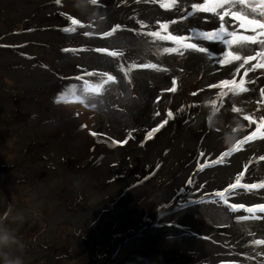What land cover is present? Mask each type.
Listing matches in <instances>:
<instances>
[{
    "label": "rangeland",
    "instance_id": "374dc122",
    "mask_svg": "<svg viewBox=\"0 0 264 264\" xmlns=\"http://www.w3.org/2000/svg\"><path fill=\"white\" fill-rule=\"evenodd\" d=\"M73 2L78 1L73 0ZM141 2V0H113L112 4L107 5V7H110L111 5L114 11L119 7L129 9L133 5L138 6L135 7L133 12L128 13L122 21L115 20L116 17L113 14V21L110 23V25L107 23V29H109L110 32L118 29L139 31L138 28H135L139 25L135 24L133 20L137 19V16L140 14L145 13V10L154 16V18H159L164 21L170 19L160 13H157L155 10L156 8L153 9L145 8L143 6L140 7L139 5ZM143 2L154 3V0H144ZM45 3H50V1L42 0L40 5ZM105 3H109V0H105ZM252 3L255 5V12H253V9L248 10L249 7L244 9L239 4H237L233 10L251 13L257 17L260 16L259 13H264V0H252ZM102 5L105 4L102 3ZM18 8L21 9L20 6H18ZM67 8L72 10V13L73 11H76L70 4H67ZM195 16L196 14L194 16H187L185 20L188 21ZM101 18L102 17H96L95 20L98 21ZM179 18L180 16H177L176 18L174 17L172 19L173 21L179 22ZM35 19L36 18H30L28 21L27 17H19L16 19L12 18L9 16L8 7L3 4L2 0H0V53H5L3 50L8 49L17 58L24 57L25 59H11L10 61L5 62L0 60V89L3 88L6 91L5 93H2L3 96L0 97V109L4 107L6 102H12L9 104L8 110L9 115H14V119H5L4 116L0 115V176H8L4 178L0 177V192L2 193L1 195L5 197L4 203L0 201V217H3V214L7 211L10 205L12 206L14 214H18L20 217L19 219L13 221L12 217L9 216L8 221H5V223H7L13 230V233L18 238L20 245L25 246L28 250H37L36 255H33L27 264H156L153 256L151 255H148V259L146 261H126L128 249H126V247L119 242L122 238L137 232L133 230L132 227H129L131 222H128L126 225L122 224V226L117 228L116 226L118 223H120V218L114 213V206H108L107 204L101 205L98 210L94 211L93 208L89 210L84 219L85 226H82L80 230L77 229V226L79 225L76 223L75 216H63L56 220L57 223L54 226L55 229L53 231V237H48L46 235V232L49 231L50 216L55 211H65L66 209L70 211H77V205L87 204L90 201L92 195L89 188L87 187L88 182H82L75 189H71L70 175L72 173L67 169H60L57 165L58 159L61 163H66L68 161L71 162L72 159H75V163L73 164L76 165V168L83 169L87 173H92L94 171L92 170V166L90 164L93 161V157H95V163L102 160L105 165L106 162L113 160L112 163H110V166H116L117 162L114 159L121 157L125 159L123 161V170H133L136 163L134 160L132 161L130 159V155L127 154V152L129 151L130 153L132 149H143L144 146L139 147L138 145L147 139H145L144 135H139L140 138L137 139L136 133L153 131L157 125V120L160 117H163L167 124L168 122L171 123V125L168 127L174 126L176 124V120L173 116L169 115V113L173 111L171 105H168L169 109L167 114L164 115L158 111L157 104L152 101V98H147L144 95H140V93L137 91H134L136 93L134 96H123L121 92L124 90H122L120 86L116 84V89L113 85L109 84L106 85L103 90L99 81L93 77H90L98 74L103 78L104 81L112 82L104 78L103 75H115V70L118 64H123V58L119 57L118 55L122 54L124 57V53L131 46L128 45L126 48L118 49L114 48L113 53H116V55H113L112 57L118 58V61L115 62L114 66H109L106 64L99 65L91 61L85 62L88 60H81V57L84 56L86 51H89L90 54H93V51H98V49L101 48L91 46L87 39H80L78 36H64L59 32H57V40L55 41L41 40V37L35 35L30 36L31 34L40 31V24L42 23ZM25 21L27 22L24 26L30 33H26L28 36H26V34H21L22 37L14 38L12 33L20 32L21 30H16V28L18 26H23L22 22ZM42 21L47 23L49 20ZM117 25H119V27H117ZM68 26L69 21L66 20L64 24L59 27L56 25H48L46 29L48 31H55L54 29L63 31L66 30ZM151 26H154L156 29H160L159 24H151ZM34 27L37 29L33 31ZM89 27L92 30L99 28L94 23ZM179 29L180 28H176V30ZM42 31H46L45 28L42 29ZM165 31L173 35H180L179 31ZM73 34L84 35L85 32L82 30V28H78L75 32H73ZM103 34L106 33L97 32L96 36L98 37ZM127 38L134 42L131 37ZM24 40L27 41V44L22 48V51H25V54L27 55H21L19 51L16 52L15 50L19 46L18 42ZM4 43H9L8 47H5ZM70 45L75 48L72 53L76 56V61H73L70 66L66 63H61L60 65L55 66L54 63H58L60 61V57L62 58L63 55L69 54L62 53L61 49ZM137 45L149 48L153 47L151 44ZM79 46L83 48L77 49ZM48 47H51L50 51L46 50ZM245 51L248 50L246 49ZM262 53H264V50H262ZM242 55L247 56L244 53ZM161 56L164 59H168L169 57L166 50H163V54ZM187 57V50L182 47L177 56V63H181L185 66V60ZM32 59H35L37 64L41 65L43 69L48 70L59 79L60 88L57 89L50 97L44 96L45 99L43 96L39 97V99L43 102L42 107H40L38 105L39 103H37V105L33 106V110H28L25 113L20 114V106L18 105L19 102L25 99H37V97H33L31 95L28 96V92L33 88V86L30 84L32 72L25 71V69H32L38 65L34 64V62L25 63V61ZM93 60L97 62V60ZM254 62V59L249 61L247 64H245V67L248 68L250 63ZM257 62H264V54L259 55ZM151 63L153 65H163L160 61L156 60H152ZM184 66H178L177 68L180 73L174 74L176 76V85L181 83L186 84L190 82H197L198 79L194 81L197 76L202 82L206 81L204 72L190 75V70ZM241 69H239V71ZM79 70H82L86 73V75H84L85 78L90 77L83 83V88L85 89L77 88L75 85H71L70 83V80L72 79L81 81L80 77H76L78 74L83 73ZM67 72L70 73L66 74ZM181 73H186V75L181 76ZM129 74L130 78L133 79V73L129 72ZM239 75H241V73H237L235 75V79L238 78ZM41 76L44 77L43 75ZM242 78L245 80L244 88L247 89V83H250L251 79L248 75H242ZM230 79H232L231 76L221 78L222 81L227 80L231 82L232 80ZM237 82L238 81H236V83ZM151 83L154 86H158L152 80H150L147 85L150 87ZM200 84L201 82H198L197 85ZM65 85L69 88V91L66 94L62 92V89ZM238 86L239 83L236 85L237 90L232 94L231 97L233 104L237 106L239 112L245 118L252 115V117L254 116L255 119L252 122L246 119L240 124H235L233 126L227 125L225 126V131L238 132L240 129L247 130L252 129L253 127L255 130L261 131L264 123V119H261L264 117V101L261 102V99H264V93L261 92V89L264 88V84L258 86L261 98L255 99L246 98L244 91H239ZM195 87L196 86L193 85V88ZM230 88H232L231 83L224 85L223 89H217L211 92L209 94V98L213 101H215L217 98L223 99L228 96ZM64 90L65 88L63 91ZM131 91L133 92L132 88H130V92ZM46 93H48V91ZM91 93H95V95H93V97H89ZM131 98L135 99L141 107L139 108L140 111L138 113V118L135 117L133 112L128 109V104H130ZM195 98L196 92L193 93V99L195 100ZM224 100L215 105V110L224 107ZM253 102H256V105H252ZM188 104V102H183L181 105L175 106L174 109H178L179 107H187ZM40 108L44 112L43 116L38 115ZM52 110H58V113L53 112L48 114V112ZM60 111L62 114H59ZM196 112H199V110H196L195 113ZM205 113L208 112L205 111ZM0 114H2V111H0ZM214 114L215 113L212 112L208 115L211 123L215 119ZM60 116L67 118V121H69L66 124V128L55 121ZM216 121L217 120H215L214 123H216ZM32 130H34L33 133H31ZM57 134H61L62 136H57ZM204 134L205 133L202 134V137ZM68 137L70 140H68ZM202 137L197 140V146L200 147L199 150L201 149L203 153L205 150H203L202 142L204 138ZM56 139H59V141ZM173 141L174 139L170 140V142L174 143ZM30 146H34L33 151H30ZM170 147L171 148L168 150V152L163 154L164 159L167 161L166 164L163 165V169L159 175L152 181L146 182L140 186H136L138 188L133 190L132 188L129 189L131 191L140 190L142 192L140 202L141 205H143V214L149 215L151 213L150 211H144L143 209L145 207H149L150 204L156 207L161 203H157L155 186L161 184L163 180L164 183L169 181L172 182L174 177L181 171L179 164L183 163H179L180 159L177 157L179 144L175 143V145ZM242 148H244V146ZM218 151L219 150L208 151L210 153L209 157L212 155L209 159V162L207 163L208 165L217 161L230 163V160L228 161V158H225V156L218 159L214 158V153ZM252 154L253 155L249 157L250 159L244 161V169L245 165H249L252 161H254L253 157L255 156L256 152ZM101 155H107L108 159L104 160V156L102 157ZM259 157H264V152L259 154ZM256 164L261 165L260 162ZM262 170H264V168H262ZM101 173L102 172L98 174L101 175ZM135 173L136 170H134L133 176ZM237 176L238 173L232 175V177L228 179L229 183L222 186H218L220 176L216 171L209 173L206 176L208 192L207 196L203 199V204L205 207L203 210L204 218H213L212 213L214 212L211 210L212 203L216 204L217 206L227 204L231 206V210L235 212L239 211L241 208L233 207V205L243 204L245 205V208H250L253 205L259 204L253 203L250 206H247L246 203H233L230 202V199H226V197L232 195V192L237 194L241 192L239 189L240 187L235 189L229 188V185L236 183ZM246 178L249 179L250 176H244L241 179V184L258 183L264 181L263 178L261 180L243 182V179ZM195 183L197 182H193L194 185ZM44 186H48L50 190L45 192ZM38 188L44 189V191H42V194H44L43 202L40 199V192L38 191ZM252 191L255 192L254 189ZM237 194H235V196ZM26 209L30 211L27 212L25 211ZM217 213H219V216H222L220 212ZM253 218H259V214L254 216H240L236 220L239 222H245L251 221ZM148 223L149 222H147L146 219L142 221V224L146 226ZM211 224H214V222H211ZM124 226H126V230L123 229ZM105 227L112 231V234L116 237L117 241L113 245L110 244L105 246L103 250V248H101V232L105 229ZM216 227H225L227 229H231L232 231L235 230L236 234L238 231V229H235V226H233L231 222H223ZM118 229H120L119 232ZM239 229V234L247 236L248 233H250L252 234L251 237L255 239V241L264 240V238L261 237L258 239L255 238V230L252 229L251 226H240ZM119 233L122 234L120 235ZM177 233L178 232L176 231H172L171 233H162L156 238L154 243L156 248L161 253L166 251V255H170L176 259L180 257L179 253L176 251L174 252V245L177 241ZM118 234L120 236H118ZM210 235L213 236L214 233ZM92 236H94L96 239V243L93 248L89 246L90 244L81 248H78L75 245L76 238L90 239ZM179 236L181 244H188V240H186L187 238H183L182 235ZM228 241L231 243V245L228 247V250H230L229 252L215 251L212 254H206L209 256L200 255V258L198 259L205 260L203 262L206 264L240 263L238 260L226 261L222 259V253L223 255L231 254L247 259H256V257L252 255L251 250H239V252H236L234 249H232V243L235 240L230 239ZM255 241L248 242L247 244L245 243V246L249 243H252L255 245L254 247L259 253H263L261 247L262 244H257ZM193 242H198V240L193 238L192 241H189L190 244ZM38 245H41L40 247H44V250L41 251ZM46 248L49 250L46 251ZM9 251L11 254H17L18 257L20 256L14 247ZM194 251V249H187L184 252L195 254ZM213 257H219L220 259L210 262L209 260L213 259ZM162 261L165 264L176 263L168 257H165ZM182 262H185V260H181L179 263L182 264ZM194 262L196 263L195 259ZM22 264H24V262H22Z\"/></svg>",
    "mask_w": 264,
    "mask_h": 264
},
{
    "label": "bare ground",
    "instance_id": "6f19581e",
    "mask_svg": "<svg viewBox=\"0 0 264 264\" xmlns=\"http://www.w3.org/2000/svg\"><path fill=\"white\" fill-rule=\"evenodd\" d=\"M70 2V5L76 10V12L81 13L84 15L86 11L91 7V5H84V3L79 0L78 2H73V0H68ZM158 1V4H150L152 6H156L155 9L157 13H160L162 9L158 6L160 2L165 3L166 0H156ZM193 0H188L189 3ZM201 1V0H199ZM3 4L8 7L9 10V16L16 19L19 17H27L28 20L30 19L32 13L34 11H37V15L31 18H36L37 20H58L60 21L59 17L56 15V13L60 10L57 6H53L51 3H45L43 5H40V2L42 0H2ZM20 6L21 9L18 8ZM143 6V5H142ZM140 6V7H142ZM106 11V8H105ZM120 9H115L113 12H119ZM221 11V10H220ZM144 15L149 14L147 10H145ZM204 17H209L208 21L204 20ZM230 23L226 25L229 31L235 32L237 35H242L244 32L246 33H252L250 30H246L244 28H241L239 26V21H232V18L229 16L227 18ZM147 16H142L141 21L143 23L148 22ZM113 20L111 18L105 19L102 23H111ZM213 21H216V27H219L218 23V17L213 16L211 13H197V16L189 20L185 24V28L187 31L192 32L196 29V26L199 25L202 28H207L208 24H211ZM22 22V24L26 23ZM1 30V29H0ZM147 29H143L142 31H136V34L134 36H130L135 42L139 43H145V44H151L153 45V49L156 54L162 55L163 50L169 49V48H177L178 50L175 52H169L167 51V55L169 56V64L167 69L163 68H154L149 67L146 61L142 59L139 55V48L132 47L130 49V53L127 56L125 60V68L127 70H133L134 76H135V88L140 93V95H144L147 98H154L153 95L157 93V89L160 88L159 96L162 99L161 103H159L160 111L163 113L164 106L167 105L170 101V97L172 98L173 102L180 101L181 98V90L179 92H176L173 96H165V94L169 93L172 90V82L176 80V76L173 74L174 71H176L178 66H184L181 63H177V56L179 54V51L182 47L178 45L163 43L160 41H156L154 38H152L149 35L146 34H139V33H147ZM38 36L41 37V40H50L55 41L57 40V32L55 31H39L31 34L30 36ZM151 35V34H150ZM251 35H257L258 39L260 38L259 34L252 33ZM126 35L124 33H120L117 36H115L113 39L120 41L117 46H120L121 43H124L125 46H136L137 43L133 42L129 38L125 37ZM15 38V37H14ZM18 38V37H16ZM228 39H231V37H228ZM205 46L210 47L211 55L194 52L191 50H187L188 57L185 60V66L187 69H189V74H195L204 72L206 81L202 82L200 78H197L194 80L197 82L190 83V87L193 89L194 92H196V98L193 99V96L189 99L181 98L184 102H188V106L192 111L199 110V112H196L195 114L188 115L185 117H182L181 119H178L176 121V124L174 126H170L166 128V131L168 132L165 134V130L158 132L152 140L148 142H142L141 144H145L143 149H132V151L127 154L130 155V159L136 163L133 170L124 171L123 170V161L124 158H117L114 159L117 164L116 166H110V163H112L113 160L106 162V165L102 160L95 161V157L92 158V163L90 164L92 166V170L94 172L87 173L83 169L76 168L75 159H72V161H68L66 163H61L58 159V166L60 169H67L72 174L70 175V187L71 189H75L78 187V185L82 182H88L87 187L89 188L91 192V198L90 201L87 204H78L77 211H70V210H59L55 211L50 216V222H49V231L46 232V235L48 237H53V231L54 226L56 225L59 218L63 216H75L77 229L80 230L82 226H85L84 219L86 215L88 214L89 210L92 208L95 210H98L101 205L107 204L108 206H114V213L117 214L120 218V223L116 226L119 228L122 226V224H127L128 222H131L129 227H132L133 230H135L137 233L128 235L120 240V243L128 248L127 252V261L128 262H137V261H146L148 259V255L153 256L154 261L156 264H165L163 263V259L165 257H168L173 262H176L174 264H180L179 262L181 260H185V262H182V264H191V262L194 259L200 258V255H206V254H212L215 251H224L229 252L228 247L231 245V243L228 241L230 239L235 240L232 244V249H240V251H250L252 255L256 257V259L259 262L251 261L247 258L238 256V255H224L222 259L229 261V260H238L242 264H264V255H260L256 250L253 249L254 245H248L245 246V243L248 241L250 242V238H241L236 234L235 230L227 229L225 227L219 228L216 227L217 225L223 223V222H231L233 226H235V229H239L240 226H251L255 228L258 231L257 236H264V219L257 220V218H254L252 221H245V222H239L236 220V218L241 215L240 212H246L242 208L238 212H232L229 210V206L227 208L223 205L217 206L216 204H211V210L214 212L212 213L213 218L212 219H206L203 217V210L201 204L193 203L184 205L182 207H179V209H175L172 211H169L166 215L161 216L159 218V221L161 224H157L156 226H146L142 224V221L145 217V215L142 213V206L140 202V197L142 195V192L140 190L131 191V190H124L126 186L130 185L137 179L134 177L143 176L146 172L150 170L151 167L154 166L159 160L163 158V151L172 145H175V143L179 144V149L177 153V157L180 159L179 166L181 167V171L178 175H176L172 182L170 183H164L162 182L159 185L155 186V192L157 195V203L164 200L165 198H174L175 197V191L172 186H175L178 183L185 182L188 175H190V172L193 170V166L197 164L198 162L202 161V158H198V156L194 155V152L197 147V140L202 137V134L204 138L202 145L207 147L208 151H217L221 152L224 150L228 145L232 144L235 140L239 139L243 135H245L250 129L243 130L240 129L238 132H227L225 131V126H233L235 124H240L242 121L246 120V118L239 112L236 105L233 104L232 101V94L235 91H229L228 96L221 99L217 98L215 101L211 100L209 98V94L217 89H223L224 85L221 84V78L231 76L233 77L234 74L237 73H244V68H239L240 64L243 63V61H233V64H235V67H232V65H226L222 66L219 64V59H223L224 55L223 53H227L228 51L237 50V46L233 45L229 47V45L224 44L222 41L216 42L214 44L209 45L208 42H205ZM37 48V47H35ZM249 55L254 56V60L257 59V54L259 51L264 50V47H262L259 44H249L247 47H245V50ZM47 51L51 50V47H48L46 49ZM5 53H0V60L10 61L11 59H17V60H25L24 58L20 57L17 58L13 53H11L9 50H3ZM102 55V54H101ZM64 57V58H63ZM106 57H109L108 59H105ZM6 59V60H4ZM93 59L97 60L94 61ZM81 60H88L85 62H95L99 65H109L114 66L116 60L112 56L102 55L101 59L98 58L95 55L86 54L81 57ZM75 62L74 57H67L62 56L60 57V61L58 63H54L55 66L60 65L61 63H66L69 66L72 62ZM38 65L32 69L26 68L25 71L32 72V79H31V86L33 88L28 92V96L37 97L35 100L31 99H25L18 103L20 106L19 113L23 114L28 110H33V106L38 105L42 107L43 102L39 99L40 96H46L50 97L52 94L59 89V79L54 76L52 73H50L48 70L43 69L41 65L37 64V61L35 59L32 60H26L25 63H32ZM1 63V62H0ZM255 63H250L256 64ZM264 63V62H261ZM184 66V67H185ZM249 67V66H248ZM230 69L229 71H226L225 69ZM241 69L242 71H237V69ZM118 69V66L116 67ZM24 72V71H20ZM70 72H67L68 74ZM43 75L44 77H42ZM186 75V74H185ZM249 78L251 79V82L247 83V91H244L246 98L249 99H255L256 97L260 96L258 86L264 84V69H256L255 75H253L252 72L248 73ZM149 80H152L153 82L158 84L157 86H153L152 83L150 84V87L147 85L149 83ZM232 80V79H230ZM254 81V82H253ZM171 82V83H170ZM198 82H201L200 85H197ZM109 84L114 85V83L109 82ZM107 84V85H109ZM119 84L121 86L125 87V96H128L129 89L127 88L126 84L121 81ZM193 85L196 87L193 88ZM66 87V85L63 87V89ZM232 87H236V85H232ZM62 89V92H63ZM48 91V93H46ZM6 91L1 88L0 89V97H2V93H5ZM193 92V93H194ZM95 93H91L89 97H93ZM45 99V97H44ZM225 99V100H224ZM223 101L224 107L215 110L216 104H219ZM41 101V102H39ZM195 102V103H194ZM10 103H5L4 107L0 109L2 111V116H4L5 119H14V115H9L8 106ZM205 104V107H204ZM255 103H252V105ZM140 105L139 103L131 98L130 104H128V109L133 112L134 116H138V113L140 111ZM207 111L208 113H205ZM58 113V110H52L48 112L50 113ZM214 112L215 119L211 123L208 115L210 113ZM43 111L40 108L38 111V115L43 116ZM59 114H62L60 111ZM163 117L160 119L162 120ZM159 120V121H160ZM186 120V121H185ZM216 123H214V121ZM58 124L63 125L64 128H66V124L69 122L67 121V118L60 116L58 119L55 120ZM185 121V122H183ZM218 127V128H216ZM34 130H32L31 133H33ZM148 133L142 132V133H136L137 135H143ZM57 136H62L61 134H57ZM69 136V134H68ZM264 136V135H261ZM261 136H258L256 139H253L251 142H249L243 150L242 148L233 154L230 155V163H224L222 161H219L217 163H212L210 165H207L203 170H201L200 177L204 178L206 175L212 172H217L220 176L218 186L227 185L228 179L232 177V175H235L239 172L244 171V161L250 159L249 157L253 155L252 153L256 152V154H261L259 151L264 152V139L260 138ZM171 139H174V143L170 142ZM52 138V136H51ZM59 141V139H56ZM68 140L70 138L68 137ZM65 141V139H64ZM30 151H33L34 146L29 147ZM99 152V150H98ZM188 154V155H187ZM74 156V155H72ZM254 161H252L248 165L247 174H250L253 176V178L260 179L264 175V160H257L256 157H253ZM104 160H107V155H104ZM228 160V161H229ZM260 162L261 165H257L256 163ZM61 163V164H59ZM178 166V167H179ZM136 170V174L133 176V172ZM141 171V172H139ZM101 173L98 174V173ZM1 178L8 177V176H0ZM46 177V174H45ZM248 181H254L252 178H249ZM217 186V185H216ZM45 187V192L47 190H50L48 186ZM245 190V189H242ZM38 191L40 192V199L43 202V196L42 191H44L43 188H38ZM203 193L207 194L208 188H205L202 190ZM264 192V189H263ZM0 192V201L4 203L5 197L1 195ZM232 198L239 200V202H244L247 205H251L254 202L255 198L252 194H249L247 192L239 193L235 196V194L230 195ZM176 198V197H175ZM65 209V208H64ZM144 211L153 212L155 210V207L153 205H149V207H145L143 209ZM29 212L30 210H25ZM220 212L222 216H219ZM210 220V221H209ZM183 223L185 225H188V229H183L180 226L177 225V223ZM211 222H214V224H211ZM126 230V226L123 228ZM120 231V229H118ZM170 231H176L178 232L177 235H182L183 238H187L188 244L184 245L181 244V240L177 236L176 244L174 245V252L180 254V257L178 259L171 257L170 255H166V251L161 253L156 246L154 245L156 238L161 235L162 233H170ZM196 233L204 234L208 236L206 238H200L196 235ZM214 233L213 236L210 234ZM102 242H101V248H105L107 245H113L117 239L112 234V231L105 227V229L101 232ZM198 240V242L189 243V241L193 240V238ZM246 237V236H245ZM217 239V240H214ZM220 242V243H218ZM96 243V239L94 236H92L90 239H82V238H76L75 245L78 248H81L85 245L90 244L91 246H94ZM39 249L41 251L44 250V247H40L41 245H38ZM264 250V245L261 246ZM14 249L17 250V252L20 254V258L24 264H27L33 255H36L37 250H28L25 246L20 245L18 243V246H14ZM187 249H194L195 254H189L186 251ZM48 251L49 249H45ZM198 252V253H197ZM13 256H17L14 254H11ZM193 255V256H192ZM220 259L219 257H213V260L216 261Z\"/></svg>",
    "mask_w": 264,
    "mask_h": 264
},
{
    "label": "clouds",
    "instance_id": "9594fccd",
    "mask_svg": "<svg viewBox=\"0 0 264 264\" xmlns=\"http://www.w3.org/2000/svg\"><path fill=\"white\" fill-rule=\"evenodd\" d=\"M75 1H79V0H75ZM81 1L84 3V5H87V4L88 5H91V2L89 0H81ZM187 1L188 0H178V2L181 3V5H178V7L181 8L182 10H184L185 7L187 5H189V3H200V2H203L204 0H201V1H199V0H193V1H190L189 3ZM64 2H65V6H63V7H67V4H70V2L68 0H64ZM112 2H113V0H109V3H107V5L112 4ZM142 5L145 8H153V9L157 8V6H152V5H150L148 3H145L143 1L140 3L139 6H142ZM136 6H138V5H133L129 9L128 8H124V7H119V8H117V9H120L119 12H113V7H111V5H110V7L102 6V5H94V6L91 5V7H90L91 9L90 10H87L85 14L87 15V19H88V22H89L90 25L94 23L96 26L99 27V28H97L95 30L104 31V30H107V26L110 25V23L108 25H107V23H105V24L102 23L105 19H107V18L108 19L109 18L112 19V16L114 14L115 17H116L115 20L122 21L123 18L126 17L128 13H131V12L134 11V9H135ZM242 7L244 9H247L244 6H242ZM105 8H106V11H105ZM230 10H233V9H230ZM160 11H161L160 14H162L163 16H166L167 18H170V19H167V20L164 21V20H161L159 18H154V16H152L150 13L147 14V15L140 14L139 16H137V19H141L142 16H150V15H151V18H152V19H149L148 22L143 23V26H144L143 28L135 27V28H138L139 31H142L145 28L148 30L147 33H145V32L144 33H139L140 35L141 34H146V35H149L152 38H154L156 41H160V42H163V43L177 45L175 43H170L167 40H162V39L159 38L160 36H163L165 33L166 34H169V33H167L165 31V29L161 28V24L162 23L165 22V23L168 24L167 30L179 31L180 32V36H188L191 39L194 36L193 35V32L194 31L196 33H198L199 31H202V30H208L207 28L205 29V28H202L199 25H197L195 30H193L192 32H189L185 28V24L188 21H184L183 19H178L179 22L173 21V19H172L173 18L172 17V11H171L170 8L166 9V8L163 7L162 10H160ZM218 11H220V9H218ZM75 12L76 11H73V13H75ZM191 12H192V9H191ZM240 12H243V11H240ZM73 13L72 12L71 13H68V15L69 14H73ZM76 13H78V12H76ZM243 13H245V12H243ZM57 16L59 17L60 21H58V20H49L47 22V24L48 25H52L54 23L60 24L61 22L62 23L65 22L66 19L64 17H60L59 15H57ZM196 16H197V14H196ZM96 17H102V18L100 20L96 21L95 20ZM35 20H37V19H35ZM37 21L39 22L41 20H37ZM134 23L137 24L135 21H134ZM151 24H159L160 29H156L154 26H151ZM24 25H26V24L24 23L23 26H18L16 28V30H21L20 32L12 33L15 38L16 37H18V38L19 37H22L21 34L30 33V32H28L26 30V27ZM176 28H180V29L179 30H176ZM35 29H37V28L34 27L33 31ZM40 31H42V29H40ZM154 32L159 33V36L150 35V34H152ZM120 33H124L126 35L125 37H130V36H134L136 34V31L125 30V29H118V30H114L111 35H109L107 37H104V38L85 37V39L88 40V42L91 44V46L99 47L101 49H104L105 51H93V54H90L89 51L88 52L86 51L84 53V55H86V54L95 55V56H97L100 59H101L102 55L113 56L112 53H113L114 48L115 49H118V48H126L127 47V45L125 46L124 43H121L120 46H117V44L120 41H117V40H114L113 39L115 36H117ZM243 34L244 35H251L252 33H246V32H244ZM26 36H28V34H26ZM191 39H190V42H191ZM134 42H135V40H134ZM205 42L206 41H199V43H201L203 45H205ZM18 43H19L18 44L19 46L15 49L16 52L19 51L21 53V55L25 54V51H22V48L25 47V45L27 44V41L24 40V41H21V42H18ZM135 43L147 45L145 43H139V42H135ZM8 44L9 43H4L5 47H8ZM132 47L139 48V55H140V57L142 59H144V61H146V63L148 64L149 67H153V64L151 63L152 60L160 61L163 64V65H154V68H156V69H158V68L167 69L168 68V65H170V64H169V57H168V59H164L161 55L156 54L153 48L143 47V46H139V45L131 46L124 53V57L122 56V54H119L118 56L121 57V58H123V64L122 65H119L118 64V69L115 70V75L114 76H112L111 74H104L103 77L106 78V79H108L109 81H112L114 83V85H113L114 87H115V84L116 85H119L120 88L125 91V87H123V86H121V84H119L121 81H123L126 84L127 88L129 89V91H128L129 95L134 96V95H136V93L134 91H137V89L134 87L135 86L134 71L133 70H127L125 68V60H126L127 56L129 55L130 49ZM72 48L73 47H65V48L61 49V52L62 53H69V54H66V55H63V56H67L69 58L74 57L76 59V56L72 53V50H71ZM80 49H82V48L80 47ZM25 55H27V54H25ZM22 58H24V57H22ZM108 58L109 57H106L105 59H108ZM114 59L116 60V62L118 61V58H114ZM79 71L80 72H83L82 70H79ZM240 71H242V70H240ZM129 72H132L133 73V79L130 78ZM236 72H238V71H236ZM177 73H180L178 71V69L176 71H174L173 74H177ZM185 74L186 73H181V76H184ZM84 75H86L85 72L78 74L76 77H80V79L83 78L84 80H87L88 78L93 77V78H95V79H97L99 81V83L101 84L103 90H104L105 86L107 84H109V82L104 81L103 78L100 77L98 74H95V75L90 76V77H87V78H85ZM77 81H80V80H77V79L70 80L71 83H75V86H77V88L85 89V88H83V84L77 85L76 84ZM84 82L85 81H83V83ZM190 83H186V84H182L181 83L179 85H176V80L173 81L171 83L172 84V90L169 93L165 94L163 97H165V96H173L176 92H179L181 90L182 91L181 92V98H185V99L191 98L193 96V92L194 91L190 87ZM130 88L133 89V92L132 91L130 92ZM115 89H116V87H115ZM67 91L64 90L63 93H66ZM124 91L121 92L123 94V96H125ZM159 92H160V88H158L157 89V93L155 95H153L154 98L152 99V101L157 104L158 111L160 113H162L160 111L159 103H161V101H162L163 98L162 99L160 98ZM157 97H159V99H157ZM181 98H180V101L173 102L172 101V98L170 97L169 98L170 101H169V103L167 105L164 106V109H163V113L162 114H164V115L167 114V111L169 109V106L168 105H171V107L173 108V111L171 112L172 113L171 116H173L176 121L178 119H181L182 117H185V116L194 114L195 111H192L189 107H179L178 109H174L175 106L181 105L184 102L183 99H181ZM256 98H261V97L258 96ZM261 101L263 102L264 99H261ZM94 117H96V116H94ZM135 117L138 118V116H135ZM161 118L162 117H160L157 120L158 122H157V125L155 126V131H148V133L143 134L145 136V139L147 138L144 142H148V141L152 140V138L158 132H160V131L165 130L164 131L165 134L168 133L166 131V128H168V126L171 125V123L168 122V124H167L166 120L164 118L162 120H160ZM149 134H151V135H149ZM136 138L139 139L140 136L137 135ZM144 145L145 144H141L140 143L138 146L139 147H143ZM170 148L171 147H167L163 151L162 154H165L166 152H168V150ZM203 150H205V151L202 153V155L201 156H198V158H200V160L202 158V161L198 162L197 164H195L193 166V170L190 172V175H188V177L186 178L185 182L180 183L178 185L176 184L175 186H172L173 189H174V191H175V194H176L175 197L176 198L175 197L174 198H166L164 201L163 200L160 201L161 203L159 202L160 204H158L155 207V210L153 212H151L149 215L148 214H144L145 217H144L143 221L146 219L147 222H149L147 226H156L157 224H161V222L159 221V218L161 216L166 215L169 211H172V210H175V209L177 210V209H179V207H182L184 205L197 203V204H201L202 210L205 209L204 204H203V199L207 196V194L203 193L202 190L205 189V188H208V185H206V180H207V177L206 176L207 175L204 178L199 177V175H200L199 172L201 170H203L208 165L207 163L209 162V159L211 158L212 155L209 157V154L210 153L207 151V149H206L205 146H203ZM200 151L202 152L201 149L199 150V148L196 147V152L194 153V155L197 156V152H200ZM219 153L220 152H215L214 155H213V157L216 158L217 154H219ZM101 156L103 157L104 155H101ZM228 160H229V158H228ZM166 161L167 160L164 159V157H163L156 164H154V166L151 167L150 170L148 172H146L143 176L134 177L137 180L134 181L133 183H131L130 185L126 186L124 190L127 191V190H129L131 188L133 190L135 188H138L136 186L143 185L144 183L149 182V181H152L153 179H155L159 175V173L162 171L163 165L166 164ZM214 163H217V162H214ZM136 173H138V172H136ZM194 177H197V178H194ZM163 182H164V180H163ZM193 182H197V183H195V185H194ZM167 183H170V181L167 182ZM250 194H252L253 197H256V198H259V199L264 200V198L259 197L257 194H253V193H250ZM226 198L227 199H230V202L233 201V198L232 197H229L228 196ZM254 202L255 203H258V202H262V201L255 199ZM248 206H250V205H248ZM163 208L167 209V212L164 213V214H160L159 211L161 209H163ZM155 212H156V214H155ZM9 216L12 217V220L13 221H15V220H17V219L20 218L18 216V214H14L11 205L8 207L7 211L3 214V217H0V264H22L21 258L18 257V256L11 255V253L9 251L14 246H18V243H19L18 242V238L13 233V230L9 227V225L7 223H5V221H8ZM177 225L180 226L183 229H188L189 228L188 225H185L183 223H179L178 222ZM171 232L172 231H170V233ZM119 234L121 235L122 233H119ZM119 234H118V236H120ZM197 234H198L197 236H199L200 238L201 237L202 238H206L207 237V235H204V234H199V233H197ZM177 236L180 239V236L179 235H177ZM101 242H102V237H101ZM89 246H91V245H89ZM94 246H91V247L93 248ZM126 249H128V248L126 247ZM195 260L197 261V259H195ZM191 264H192V262H191Z\"/></svg>",
    "mask_w": 264,
    "mask_h": 264
},
{
    "label": "snow or ice",
    "instance_id": "6c2138e0",
    "mask_svg": "<svg viewBox=\"0 0 264 264\" xmlns=\"http://www.w3.org/2000/svg\"><path fill=\"white\" fill-rule=\"evenodd\" d=\"M95 2V0H93ZM237 4L242 5L244 7H250V5L246 4V0H204L203 3H192L191 9L192 12H189V16H194L197 13H211L213 16L218 17V23L219 27H216V21H213L211 24L207 25L208 30H202L196 33L193 32V35H198L202 41H207L209 45L214 44L216 42L222 41L224 44L229 45V47L235 45L237 46V49L247 47L249 44H259L262 47H264V21H261L259 19H249L247 15L241 14L238 11L230 10L233 9ZM176 6V0H169V2H165L162 4V7L168 9ZM220 9L221 11H218ZM256 9H253V12H255ZM261 15H264V13H261ZM232 18V21H239V26L241 28H244L246 30H250L252 33L259 34L260 38L258 39L257 35H237L235 32L229 31L226 25L230 23V21L227 19L228 17ZM181 19H184V17H181ZM205 21L209 20V17H204ZM73 24H78V20H72ZM174 23V22H173ZM119 27V25H117ZM161 28L167 30L168 24H161ZM107 35V33L105 34ZM153 36H159V33H152ZM228 37H231V39H228ZM162 40H170L175 42L178 46L183 47L186 50H191L194 52L204 53L211 55L210 47L205 46L201 43L197 42H190V37L188 36H180V35H172L169 33L166 36H160L159 37ZM169 52H175L178 49L177 48H169L166 49ZM98 51H105L104 49H98ZM264 53H258L257 55H262ZM112 55H116V53H112ZM224 58L219 59V64L222 66L226 65H232V67H235V64H233V61H243V63L240 64V68H244L245 64H247L249 61H252L254 59L253 56H241L238 54V50H232L228 51L227 53H223ZM154 67V65H153ZM256 69H264V63H256L250 65L244 72V75L247 76L249 72H252L253 75H255ZM226 71H229L230 69H225ZM239 71V68L237 69ZM254 82V81H253ZM235 84V81H221V84L228 85V84ZM245 80L242 78L239 82L238 90L239 91H247L248 89L244 88ZM174 90V89H173ZM231 91H236V87L230 88ZM261 92L264 93V88L261 89ZM226 95V93H225ZM159 99V97H157ZM169 115H172L170 112ZM247 119L252 122L251 117H247ZM261 119H264L262 117ZM155 131V129H153ZM151 135V134H149ZM256 133H253L250 137L245 138V142L248 140L256 139ZM260 138L264 139V136H261ZM238 144H242L243 142H237ZM239 150V149H235ZM262 160H264V157H261ZM248 170V165H245V171L240 172L237 176L236 183L229 185V188L235 189L237 187H242L249 192H251L253 189H264V181L258 182V183H244L241 184V179L245 176V172ZM227 191V190H226ZM233 207H240L244 208L245 205H233ZM255 209H259L260 211L264 212V205H253L252 207L248 208L249 212L254 211ZM257 244H264V240H257L255 241Z\"/></svg>",
    "mask_w": 264,
    "mask_h": 264
},
{
    "label": "crops",
    "instance_id": "0c3cea01",
    "mask_svg": "<svg viewBox=\"0 0 264 264\" xmlns=\"http://www.w3.org/2000/svg\"><path fill=\"white\" fill-rule=\"evenodd\" d=\"M50 3L52 4L53 0H49ZM88 5V4H87ZM58 7V6H57ZM60 10L56 13V15H59L60 17H64L66 16L68 13H71V10L67 7H58ZM91 8H89L88 10H90ZM37 15V11H34L31 15V17H34Z\"/></svg>",
    "mask_w": 264,
    "mask_h": 264
},
{
    "label": "flooded vegetation",
    "instance_id": "af4514ba",
    "mask_svg": "<svg viewBox=\"0 0 264 264\" xmlns=\"http://www.w3.org/2000/svg\"><path fill=\"white\" fill-rule=\"evenodd\" d=\"M39 22L42 23V24H40V29H44L45 28V30H46V27L48 26V24L44 23L43 21H39ZM166 212H167V209H165V208H163V209H161L159 211L160 214H164ZM196 235H198V234L196 233Z\"/></svg>",
    "mask_w": 264,
    "mask_h": 264
}]
</instances>
